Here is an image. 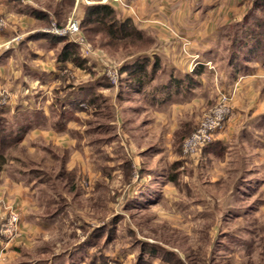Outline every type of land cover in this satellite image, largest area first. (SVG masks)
<instances>
[{
  "label": "rangeland",
  "instance_id": "rangeland-1",
  "mask_svg": "<svg viewBox=\"0 0 264 264\" xmlns=\"http://www.w3.org/2000/svg\"><path fill=\"white\" fill-rule=\"evenodd\" d=\"M63 2L55 9L46 3L47 11L55 16L44 20L45 26L37 31L45 36L50 30L62 35L69 23L76 21L77 32L60 37L53 34L60 40L52 47L58 55L65 43L74 45L81 63L71 71H61L50 91L57 100L51 98L54 107L46 108V123L40 130L23 137L18 133L19 139H10L5 129L9 118H0V152L5 164L13 161L10 169L35 170L29 179H21L18 187L30 194L15 198L0 191V223L9 211L17 213L19 235L13 243L20 247L26 237L28 246L21 257L11 253L10 261L264 264V209L250 208V202L260 196L256 190L252 198H245L239 195L243 187L239 192L235 188V180L241 175L259 176V164H246L243 159L241 164L238 160L232 165L209 161L207 169L199 167L205 162L206 148L232 118L235 102L244 100L251 105L255 100L250 95L264 88V0L222 3L213 9L217 15L200 14V22L197 13L201 8L182 6L180 1L166 14L168 23L121 20L112 8L115 19L129 20L139 33L131 30L132 34L123 39L105 24L71 15V0ZM92 6L96 5L87 8ZM227 13L235 17L224 22L219 16ZM200 24L203 28L207 25L208 31L224 25L225 35L220 38L223 57L237 62L238 73L243 71V64L254 67L255 78L234 84L230 101L218 99L215 88L212 96L191 110L177 108L170 114L154 115L141 100L138 80L150 77L149 82L165 81L169 71L166 61L195 68L196 55L192 56L190 49L199 46L198 37L196 33L187 36L186 30L200 29ZM10 26H17L19 32L0 40V56L16 51L28 28L26 21L0 13V32ZM72 39L77 41L72 43ZM157 51L166 56L161 54L164 64L160 55L154 54ZM18 58L23 64L29 60L24 53ZM22 65L16 70L18 82L24 77L29 80ZM143 67L146 73L141 77ZM188 74L193 76L191 71ZM76 87L81 92L76 108H60L61 96ZM15 97L0 85V111ZM213 111L225 116L222 129L210 134L211 142L206 146L200 143L196 152L183 155L184 142L203 134ZM58 118L63 126L54 131L53 122ZM25 214L32 217L29 229L20 225ZM40 218L50 224L37 227Z\"/></svg>",
  "mask_w": 264,
  "mask_h": 264
},
{
  "label": "crops",
  "instance_id": "crops-1",
  "mask_svg": "<svg viewBox=\"0 0 264 264\" xmlns=\"http://www.w3.org/2000/svg\"><path fill=\"white\" fill-rule=\"evenodd\" d=\"M174 1L175 0H120L119 4V2L111 0L108 2H104V0H71V15L83 19L87 7L90 5L97 6L103 4L113 8L121 20L136 19L137 21L148 20L149 22L168 23L166 14H169L180 1L182 6H184V4L187 6L193 4L201 8L199 11L202 12L197 13V21L200 22L201 20L198 17L200 14H203L204 17H210L213 14L217 15L218 12L214 13L213 9H216L217 6L222 3L236 5L245 3V0H177L178 2L176 1L175 3ZM46 3H51L55 9L56 5L63 4L64 2L63 0H0V13H2L5 18L24 20L28 27L23 34L25 38L21 41L18 49L16 51L9 50L10 52H4L5 54L0 56V85L5 86L7 91L14 97L15 95H19L15 97L13 101H9L0 111V118H4L6 121L9 118L5 127L7 134H16L20 132L27 135L40 130V127L46 123V108L53 109L52 106L54 107V104L52 101L54 100L56 102L57 100L51 97L50 91L53 90V86L59 79L61 71L63 69L71 71L74 66L69 62H60L57 60V55L53 49L54 47L47 41V37L55 36H45V33L37 31L45 26L44 20L55 16V13L51 14L52 12L50 10L47 11ZM83 7H85V9H83ZM230 14L232 13L219 14V17H221L224 22L227 20L231 21L235 15ZM200 27V29L195 28L192 31L186 30L187 36L196 33L195 37H198L199 46H191L190 49L192 56L196 55L194 60L195 68L190 69L188 65H185V68H181L179 66L181 64L178 63L183 62L175 60L174 62H170L165 59L166 62L164 64L163 58H166L164 53L158 51L154 53L157 56L160 55V63L164 64L165 68L169 70L166 73L167 78L165 81L159 83L151 81L152 83H146L142 87L140 95L141 100L147 105H145V107L150 110L151 113L153 112L154 115L175 112L177 108L183 111L191 110L198 102L202 104L209 95L212 96L215 88L216 92L223 91L230 94L234 84L240 82L246 84L247 81L255 78L254 67L243 64V71L238 73L237 62H235V60L231 61L230 57H227L226 60L225 57H223L221 53L222 50L220 49V38L225 35L224 25L214 27L215 29L209 31L207 25L203 28L200 24ZM16 32H19L17 26H10L8 29L0 32V40H2V38L11 37ZM20 53H24L25 58L29 59L24 64V61L19 62L18 60ZM161 54H163V58ZM219 55L220 57H218ZM261 62L264 63V61ZM222 64L225 67L224 73L220 69ZM19 65H22L26 70L29 80L24 77L21 82H18L16 70L19 69ZM232 65L236 66V69L234 67V76L233 74L231 75ZM209 66H213L214 69H211ZM218 68V72L213 71ZM172 70H176V72L172 73ZM190 71L193 73V76L188 74ZM215 75L217 79L214 78ZM249 92L247 93L248 95ZM80 93H78L77 87L70 90L68 93L61 96L58 105L62 109L68 107L76 108V104H79ZM250 96L255 100L251 105L244 100L240 103L238 101L235 102L236 106L233 110L232 118L227 122L224 129L216 134L213 143L206 148L204 152L205 162L203 164L200 162L199 167L207 169L208 166L206 163L209 161L216 165H232L235 160H238L241 164L243 159L246 164H252L254 162H256V166L259 164V176L250 175V177H248L246 175H241L235 180V188L237 190L236 192H239L241 187H243L239 195L245 198H252L257 190L260 199H255L253 202H250V208L258 207L260 210H263L264 88L256 91ZM51 98H53V100ZM61 114L62 113H59V118ZM59 118L56 120L57 122H53L52 127L54 131H58L57 123L59 122ZM12 163L13 161H8L7 165L5 164L0 168V191H4L8 196L20 198L23 196V193L24 196L31 193L29 190L24 191L20 189L21 187L18 188L23 182H21V179H29L35 170L28 171L22 167L10 169ZM238 170L240 169L238 168ZM245 171L248 170L242 172L244 173ZM146 180L147 179H144L142 181ZM146 190H148V188L141 190V194ZM136 192L138 193L139 191L136 190ZM21 219L20 225H26V228H30L29 225L32 217L25 214ZM47 223L50 224V221L40 218L36 220L35 225L42 228L46 227L48 225ZM25 241H27L26 237L24 241H22L23 245L20 247L12 243V251H6L5 254H3V258L4 260L6 259V261H1L0 264H24L22 263L23 259L21 262L19 260L10 261L8 256L14 252L18 253L20 257L23 256L26 251L25 249H27L25 247H28Z\"/></svg>",
  "mask_w": 264,
  "mask_h": 264
},
{
  "label": "built area",
  "instance_id": "built-area-1",
  "mask_svg": "<svg viewBox=\"0 0 264 264\" xmlns=\"http://www.w3.org/2000/svg\"><path fill=\"white\" fill-rule=\"evenodd\" d=\"M113 1L119 2L120 0H113ZM77 28H78L77 22L72 21L69 23L68 28L65 30V32L62 35L61 34L59 35L57 31H53V30H50L48 32L50 33V35L56 34L59 35L60 37V36L76 33ZM74 41L77 40L75 39L70 40V42L72 43H74ZM6 49L9 50V47ZM209 67L213 69L212 66ZM63 71L66 70L63 69ZM217 97L218 99L225 102L232 100V96L223 91H218ZM224 117L225 116L221 117L219 112L213 111L211 113L210 121L207 123V126L205 125L203 134L201 136L195 134L184 142L182 148V154L186 156L192 152H196L197 151L196 149L200 143L202 144V147L206 146L207 143H210L211 142L210 134L222 129V126L220 124ZM18 224H19L18 214L13 211H9L7 216L0 223V241H1L0 262L4 260L3 254H5L6 251H10V252L12 251L13 240L19 235Z\"/></svg>",
  "mask_w": 264,
  "mask_h": 264
},
{
  "label": "trees",
  "instance_id": "trees-1",
  "mask_svg": "<svg viewBox=\"0 0 264 264\" xmlns=\"http://www.w3.org/2000/svg\"><path fill=\"white\" fill-rule=\"evenodd\" d=\"M96 21L98 23H102L107 25L109 31L112 32L113 35L120 36V39H123L125 36H129L131 35L133 32L135 33V35H139V33L135 30L132 29L133 27L130 26V22L129 20L126 21H118V19L114 17V10L108 6V5H97V6H92L86 9V13L84 18L82 19V21ZM132 30V33H131ZM59 38L56 37H47V41L52 44V46H54L57 42H59ZM76 48L74 45L70 44V43H65L64 46L60 49L58 55H57V60L60 62H69L73 65H79L81 62L79 61L78 57L76 56ZM156 67V66H154ZM132 67L130 66V68L128 70H131ZM137 69H142L141 67L138 66ZM144 69V67H143ZM140 76L142 77V75H145V69L144 70H140ZM131 73V71H130ZM139 76V75H138ZM150 80V77L148 79H139L138 83H139V87H143L144 84L148 83ZM61 118V117H60ZM60 121V120H59ZM61 123L58 122V128L60 129L62 128L63 125H60ZM60 131V130H59ZM20 133V132H19ZM10 135V139L12 138H17L19 139L20 137H22L23 133H20V137L18 136V133L16 134H7ZM16 139V140H17ZM5 165V159L4 156L2 155V153L0 152V168Z\"/></svg>",
  "mask_w": 264,
  "mask_h": 264
}]
</instances>
